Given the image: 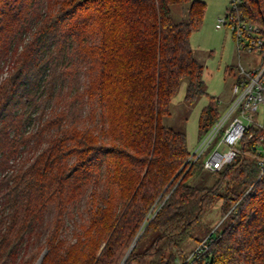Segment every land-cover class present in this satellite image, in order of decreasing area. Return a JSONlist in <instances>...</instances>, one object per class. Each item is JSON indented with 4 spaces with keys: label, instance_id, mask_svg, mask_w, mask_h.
I'll list each match as a JSON object with an SVG mask.
<instances>
[{
    "label": "trees",
    "instance_id": "1",
    "mask_svg": "<svg viewBox=\"0 0 264 264\" xmlns=\"http://www.w3.org/2000/svg\"><path fill=\"white\" fill-rule=\"evenodd\" d=\"M243 1L235 12L264 33V0ZM176 3H189L186 20H174ZM205 10L0 0V264H264L257 137L245 133L230 163L192 183L203 160L188 162L184 133L162 123L184 79L187 101L203 92L190 35ZM218 200L225 226L206 228ZM190 238L206 248L187 259Z\"/></svg>",
    "mask_w": 264,
    "mask_h": 264
},
{
    "label": "rangeland",
    "instance_id": "2",
    "mask_svg": "<svg viewBox=\"0 0 264 264\" xmlns=\"http://www.w3.org/2000/svg\"><path fill=\"white\" fill-rule=\"evenodd\" d=\"M203 1L206 3V10L202 25L190 35V44L194 56L202 66L203 92L198 94L193 101H187L185 99L187 82L184 79L180 83L176 94L171 98L169 114L162 119L164 125L184 133L186 148L190 151V154L195 151L205 136L203 128L200 127V119L204 116L202 111L208 105L210 98L212 97L215 100V107L219 115H224L234 97L232 86L238 72V62L246 69H251L258 66L261 58L257 53L241 52L238 54L228 27H216L218 17L224 15L230 7L231 0ZM188 5L189 3H176L171 6L172 16L175 21L187 19ZM81 78L82 85L85 79L83 76ZM89 105V102L85 101L81 108L77 107L76 111L82 119L85 118ZM86 121L89 122L88 119ZM209 174V170L204 168L191 182L199 183L202 179H207ZM208 179L211 180V178ZM221 211L222 201L218 200L202 217L204 227L214 229L219 225V229H222L225 223L219 224ZM72 232L73 230L71 229L67 232L66 238L68 242L76 240V233ZM198 243L199 241L197 242L194 238H190L183 245L182 252L189 254ZM82 248H77V251L81 252ZM40 259L41 254L36 258L34 264H39Z\"/></svg>",
    "mask_w": 264,
    "mask_h": 264
},
{
    "label": "built area",
    "instance_id": "3",
    "mask_svg": "<svg viewBox=\"0 0 264 264\" xmlns=\"http://www.w3.org/2000/svg\"><path fill=\"white\" fill-rule=\"evenodd\" d=\"M230 2L224 15L218 17L216 27H228L237 53H257L261 56L260 63L246 69L238 62L232 86L233 99L224 115L205 132L203 140L200 139L201 143L187 161L193 162L200 157L205 169L219 170L234 159L241 139L250 131L249 136L257 137L255 149L260 155L257 161L259 178L264 172V33L258 24L245 20L235 12L243 0ZM205 248L206 238L198 243L187 259L199 256Z\"/></svg>",
    "mask_w": 264,
    "mask_h": 264
}]
</instances>
